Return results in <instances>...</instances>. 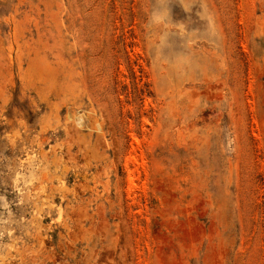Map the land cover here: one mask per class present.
Instances as JSON below:
<instances>
[{"label":"rangeland","instance_id":"1","mask_svg":"<svg viewBox=\"0 0 264 264\" xmlns=\"http://www.w3.org/2000/svg\"><path fill=\"white\" fill-rule=\"evenodd\" d=\"M0 264H264V0H0Z\"/></svg>","mask_w":264,"mask_h":264}]
</instances>
